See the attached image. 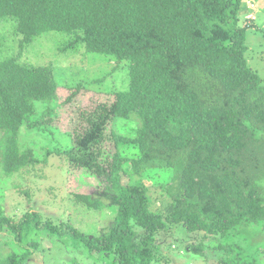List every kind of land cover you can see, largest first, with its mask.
I'll use <instances>...</instances> for the list:
<instances>
[{"label":"trees","instance_id":"trees-1","mask_svg":"<svg viewBox=\"0 0 264 264\" xmlns=\"http://www.w3.org/2000/svg\"><path fill=\"white\" fill-rule=\"evenodd\" d=\"M249 12L242 0H0V25L10 27L17 44L16 54L4 53L0 35L3 174L38 162L19 135L23 127H57L56 90L70 91L65 105L84 88L61 85L53 64L20 57L42 34L61 33L67 38L56 51L103 55L115 69L125 65L129 80L124 90L111 91L109 103L81 110L70 134L68 167L86 170L102 186L94 194H74L73 201L114 214L113 225L93 236L69 227L72 238L105 264H151L177 227L182 236H201L183 252L203 256V242L215 236L208 247L223 258L212 264H258L241 257L237 244L220 241L242 227L264 229V83L245 59V31L254 22L241 26V18ZM36 103L47 104L38 118ZM117 119L136 120L133 134L110 130L107 136ZM108 139L112 153L102 148ZM152 169L171 172L159 186L165 198L159 212L132 177ZM40 219L26 213L13 223L0 211V232L21 239ZM51 222L43 228L62 233ZM35 245L30 241V248L0 264H25Z\"/></svg>","mask_w":264,"mask_h":264},{"label":"rangeland","instance_id":"rangeland-1","mask_svg":"<svg viewBox=\"0 0 264 264\" xmlns=\"http://www.w3.org/2000/svg\"><path fill=\"white\" fill-rule=\"evenodd\" d=\"M249 13L242 16L241 26L252 19L254 27L245 31L247 50L245 59L247 65L258 74L264 83V0H242ZM0 35L4 46L1 49L8 53H17V44L10 34V27L0 25ZM67 38L66 35L48 32L38 37L20 57L24 61L30 59L32 65L53 64L56 78L61 85L74 87L77 84L84 88L76 93L70 104H63L70 94L64 88L56 90L58 98L53 102L55 108L56 128H25L21 129L20 144L22 148H31L38 162L21 171L5 176L0 169V211L18 223L26 213L40 216V225L30 233H22L21 239L16 234L0 232V260L10 253H21L30 248V241L36 242L35 248L25 264H105L96 255H91L83 245L74 240L69 227L88 236L110 228L113 225L114 214L110 207L101 211H88L77 206L73 201L74 194H94L101 191L102 186L93 175L86 170L69 168L65 154L72 148V129L78 124V113L83 109H92L96 105L109 103L113 99L111 91L124 90L128 86V68L125 65L115 69L113 61H105L103 55L91 54L89 57L66 55L55 49ZM31 58H29V56ZM110 91V92H109ZM109 92V93H107ZM47 104L36 103L34 118L41 117ZM138 122L134 119H117L107 127L121 134H133ZM48 127V126H47ZM54 129V130H52ZM104 152H113L112 141L103 143ZM44 160V161H43ZM171 172L152 169L135 175L134 180H140L148 189L147 201L151 210L161 211L165 204L160 184L170 180ZM124 182L128 178H123ZM51 220L59 225L62 233L51 234L42 223ZM194 233L185 236L179 229L170 228L163 243L159 245L157 261L151 264H212L223 258L222 251L211 250L217 238L211 236L204 241V255L183 252L188 242L198 243L200 237ZM202 235V234H199ZM180 239V241H178ZM215 239V240H211ZM232 242L240 247L241 257L246 260L255 259L258 264H264V229L242 227L234 235L220 240ZM209 246V247H208ZM206 261V263H205Z\"/></svg>","mask_w":264,"mask_h":264}]
</instances>
